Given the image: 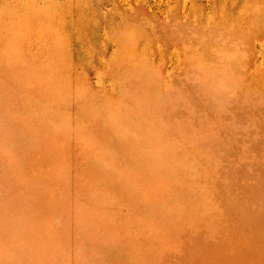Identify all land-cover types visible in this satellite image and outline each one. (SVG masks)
I'll use <instances>...</instances> for the list:
<instances>
[{
  "label": "rangeland",
  "instance_id": "374dc122",
  "mask_svg": "<svg viewBox=\"0 0 264 264\" xmlns=\"http://www.w3.org/2000/svg\"><path fill=\"white\" fill-rule=\"evenodd\" d=\"M0 264H264V0H0Z\"/></svg>",
  "mask_w": 264,
  "mask_h": 264
}]
</instances>
